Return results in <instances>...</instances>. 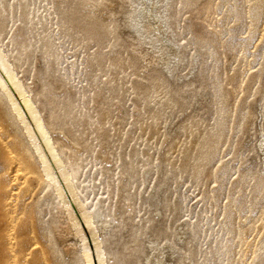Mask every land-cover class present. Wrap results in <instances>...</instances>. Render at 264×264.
Wrapping results in <instances>:
<instances>
[{"label":"bare ground","instance_id":"6f19581e","mask_svg":"<svg viewBox=\"0 0 264 264\" xmlns=\"http://www.w3.org/2000/svg\"><path fill=\"white\" fill-rule=\"evenodd\" d=\"M104 1L0 0V98L7 104L23 136L25 147L21 151L27 154H19L24 160L36 158L43 183L57 200L58 216L66 229L54 231L58 233L63 253L70 257L73 252H81L85 264H231L233 240L225 241L220 235L210 240L209 233L203 240L197 239L196 235L192 239V234L199 233V225L190 221L164 224L158 227L157 236H154L161 213L159 189L171 177L164 179L163 175H150L152 168H147V163H151L152 155L138 143L139 138L128 137L129 145L132 144L130 149L123 141L108 149L99 137L106 120L111 121L115 107L120 112L117 116L119 123H124L130 116L134 125H141L146 115L152 125L163 113V109L152 104L147 93L156 86H147L140 81L133 82L132 87L139 93L133 109L129 110L126 100L129 81L126 77L117 79L124 71L123 57L119 56V48L124 45L135 48L147 64L158 66L156 77L159 82L171 86L174 79L179 78L176 77L178 66L184 64L189 69L178 85L192 89L201 81L214 83L210 90L211 102L215 108L216 129H222L224 119L221 115L225 111L226 99L219 89L220 82L212 79L199 58L202 52L206 58L214 57L216 53L205 41H192L182 36L178 22L181 12L192 6L195 0H125L120 19L132 34L125 44L113 20L102 23L91 11L83 12L89 8L90 2L94 8ZM50 4L53 6L49 8ZM107 22L113 23L107 27ZM67 37L73 43L75 58L64 65ZM96 45L99 48L93 51ZM189 47L199 48L191 61L185 54ZM81 49L86 52L82 61L76 54ZM37 53L48 73H55V63L60 62L59 71H63L60 77L65 83L83 65V72H80L87 85H82L79 90L72 87L69 92L72 96H87L89 102L84 109L90 113L97 111V116L93 114L96 120L88 118L86 113H75L71 106L72 96L66 92L58 96L61 99L52 101V113L49 106L44 108L40 96L50 89L46 76H41V90L36 92L22 74L24 65L30 67ZM106 56L108 63L103 66V76L96 81L93 77L95 67ZM168 101L174 106L179 104L172 95ZM56 118H69L74 126L94 125L99 132L96 138L99 144L71 140L74 153L68 155L57 137V133L67 136L66 132L53 127ZM194 124L198 127L200 123L196 121ZM211 145L214 144L202 137L199 151L204 154L196 157L192 164L183 165L185 170L180 169L179 173L199 179L203 162L209 160ZM7 147V138L0 134V264H56L58 254L53 241L48 239L51 231L34 217L31 208L35 184L21 173ZM258 148L264 153V139L259 141ZM248 176L256 186L264 188V176L256 171L242 173L238 182L246 181ZM179 186L176 183L169 189L177 193ZM183 197L186 196L179 194L175 203L184 202ZM136 198L144 207L154 206L141 226L136 225L134 216ZM235 204L232 196L228 207L235 208ZM231 222L235 223V220L230 217L219 229L222 226L231 229ZM67 230L76 237L75 241L69 240ZM116 243L122 244V248L113 246ZM245 243L246 250L250 242ZM259 256L258 261H264V252ZM224 258H227L226 262Z\"/></svg>","mask_w":264,"mask_h":264},{"label":"rangeland","instance_id":"374dc122","mask_svg":"<svg viewBox=\"0 0 264 264\" xmlns=\"http://www.w3.org/2000/svg\"><path fill=\"white\" fill-rule=\"evenodd\" d=\"M68 1L76 3V0ZM124 1L105 0L94 8L91 6L93 2H90L89 8L83 11L86 13L91 11L102 23L109 19L113 20L123 44L132 37L130 30L120 19ZM51 6L53 4H50L49 8ZM113 22H107V27ZM178 22L182 36L192 41L203 40L216 53L214 57L206 58V54L202 52L199 58L204 62L202 66L207 68L212 79L220 82L219 89L226 99L225 111L221 115L224 119L221 130L216 129L215 108L212 107L211 102L210 90L214 83L201 81L192 89L178 85L182 83V78L189 69L185 68L184 64L178 66L176 77L179 78H175L171 86L164 81L159 82L156 77L158 66L147 64L146 59L141 57L135 48L125 45L119 48L120 52L115 47L113 49L123 57L124 71L120 72L117 79L126 77L129 81L126 94L129 110L133 109L139 93L138 89L132 87L133 82L140 81L147 86L154 84L156 88L148 90L147 93L152 104L156 108L163 109L157 122L149 124L150 118L146 115L141 125L131 123L130 116L124 123H119L117 116L120 112L115 107L111 121L106 120L101 134L91 124L71 125L69 118L53 119V127L61 128L66 132L67 136L57 133V137L68 155L74 153L71 140L82 144L85 140L99 144L96 140L99 134L108 149L121 141L127 142L126 147L130 149L132 144L129 145L128 137L139 138L138 143L143 144L142 147L152 155L151 163H147V168H152L150 175H163L161 177L164 179L166 176L171 177L168 181L163 180L165 182L159 189L161 213L154 236H157L158 227L164 224L190 221L199 225V233L192 234V239L196 235L197 239L203 240L209 233L210 240L216 235H220L225 241L233 240L231 264H264V261H258L259 255L264 252V188L256 186L255 181L249 176L246 181L238 182V177L242 173L256 171L264 176V153L258 148L259 141L264 139V0H195L192 6L181 12ZM55 28L56 26L53 29ZM65 39L64 65L71 63L75 58L71 39L69 37ZM98 48V45L94 46L93 51ZM198 50V47L186 49L188 60L191 61ZM76 54L82 61L86 52L81 49ZM39 56L40 54L37 53L30 67L24 65L22 74L31 89L36 92L41 90L43 83L41 76H46L45 81L50 83V89H46V94L40 96L44 108L54 106L52 101L61 99L58 96L61 93L64 95L63 92L72 96L69 92L72 87L79 90L82 89V85H87L85 78L81 76L83 65L76 69L73 76L65 83L60 77L63 72L59 71L60 62L55 63V73H48L46 65ZM104 58L107 59V56ZM104 58L95 67L93 77L96 81L103 76V66L108 63V59ZM171 95L180 105L174 106L168 101ZM72 99L71 106L75 113H86L89 115L88 118L96 120V110L90 113V110L84 109V105L89 102L87 96L83 98L80 95L72 96ZM67 106L70 107L69 104ZM53 110L54 108H51L50 112L52 113ZM93 114L96 116L93 117ZM196 121L200 123L198 127L194 124ZM98 122L101 123L100 120ZM116 132L118 135H114ZM0 134L7 138L9 145L7 151L16 159L21 173L27 175L35 184L31 208L34 217L43 223L44 228H49L51 231V237L48 239L53 241L54 249L58 254L56 264H85L81 252H73L70 257L63 253L58 233L54 231L66 229V225L58 216L57 200L50 188L44 185L41 168L36 158L30 157L27 160L22 158L27 154L21 151L25 147L23 136L2 98H0ZM108 135H111V138ZM202 137L214 144L209 146L213 148L208 150L209 160L203 162V173L199 179L179 173L180 169L185 170L183 165L189 162L192 164L196 157L204 154L199 151ZM176 183L180 184L177 193L169 189L170 186L174 188ZM181 193L186 197H183L184 202L177 205L175 202ZM232 196L236 203L235 208L228 207ZM137 201L136 198L134 216L136 225L141 226L151 215L150 211H153L154 206L144 207ZM230 217L235 220V223L231 222V229L226 226L219 229ZM67 232L69 240L75 241L76 237L71 231L67 230ZM241 236H245L243 240ZM248 241L250 246L245 250L244 245ZM116 245L122 248V244H113ZM223 261L226 262L227 258ZM208 264L213 263L208 262Z\"/></svg>","mask_w":264,"mask_h":264}]
</instances>
